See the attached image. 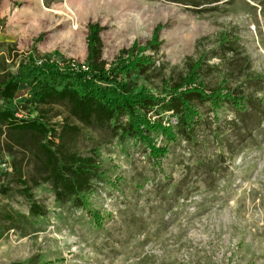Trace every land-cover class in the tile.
<instances>
[{"label":"rangeland","instance_id":"obj_1","mask_svg":"<svg viewBox=\"0 0 264 264\" xmlns=\"http://www.w3.org/2000/svg\"><path fill=\"white\" fill-rule=\"evenodd\" d=\"M46 13L38 45L46 52L37 50V58L86 64L87 26L97 23L110 66L161 27L160 50L146 52L154 65L131 76L137 91L166 96L203 61L205 87L236 92L245 110L195 102L201 122L190 137L178 136L159 165L148 145L88 127L67 105H36L25 89L12 102L0 100L20 119L58 124L65 149L98 153L101 168L82 193L84 204L60 200L36 158L18 149L30 198L14 178V158L1 154L0 205L18 219L12 226L0 216V264H264V0H46ZM21 50L0 37V68L17 74L31 52ZM149 117L177 127L172 113ZM64 124L80 132L66 135ZM34 204L44 214L32 213ZM89 210L104 216L102 228Z\"/></svg>","mask_w":264,"mask_h":264},{"label":"trees","instance_id":"obj_2","mask_svg":"<svg viewBox=\"0 0 264 264\" xmlns=\"http://www.w3.org/2000/svg\"><path fill=\"white\" fill-rule=\"evenodd\" d=\"M4 21L0 18V33ZM88 53L86 64L59 63L47 57L37 58L36 46L33 52L20 61L17 74H10L0 68V100L12 102L22 89L28 90L34 103L39 106L67 105L71 115L88 127L109 129L120 136L122 141L135 139L150 147L151 158L161 165L176 143L179 135L190 137L197 124L201 122L199 110L194 103L210 104L219 109L221 104H230L235 110H245V99L234 91L217 88L209 91L198 74L203 61L191 68L189 76L173 86L166 96L137 91L131 76H145L155 61L146 52H158L161 48V27L154 32L153 38L144 47L134 45L123 51L118 62L111 64L103 60L101 33L104 30L97 23L88 24ZM43 36L36 40L40 43ZM13 47V45L11 46ZM3 69V70H1ZM172 113L177 127L164 126L161 121H151L149 115ZM127 119L126 123L122 120ZM66 135L78 134L76 127L64 124ZM8 133V140L2 137ZM161 135L167 142L158 147L151 135ZM30 139L29 145L24 143ZM60 142L57 143L56 141ZM18 149L25 155L33 156L43 172V183L51 184L60 200L76 197L83 203L82 193L89 190L91 182L100 178L99 154L80 156L68 152L62 144L59 125L52 124L44 117L28 120L20 119L10 108H0V155L7 153L14 158V178L20 181L25 197L31 190L24 167L16 162ZM36 181L35 186H38ZM35 215L44 214L38 205L31 208ZM99 228L103 227L104 216L89 210ZM0 216L14 226L18 219L6 206L0 205ZM22 217L23 216H19Z\"/></svg>","mask_w":264,"mask_h":264},{"label":"crops","instance_id":"obj_3","mask_svg":"<svg viewBox=\"0 0 264 264\" xmlns=\"http://www.w3.org/2000/svg\"><path fill=\"white\" fill-rule=\"evenodd\" d=\"M5 1L0 4V18L7 22L4 29L6 32L0 33V37L5 36L6 39L17 42L18 47L22 48L21 51L31 49L33 52L36 46L40 54H45V49L38 46L36 40L46 31V0ZM26 35L27 38L24 37Z\"/></svg>","mask_w":264,"mask_h":264}]
</instances>
